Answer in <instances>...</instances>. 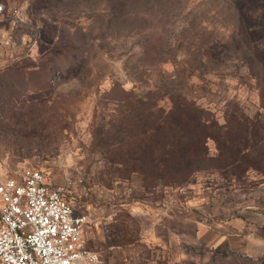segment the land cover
Returning <instances> with one entry per match:
<instances>
[{
	"label": "rangeland",
	"instance_id": "obj_1",
	"mask_svg": "<svg viewBox=\"0 0 264 264\" xmlns=\"http://www.w3.org/2000/svg\"><path fill=\"white\" fill-rule=\"evenodd\" d=\"M0 3L1 180L38 168L73 204L83 188L95 203L120 204L142 179L130 156L143 151L150 162L163 147V131L147 132L152 114L187 98L213 121L206 154L179 138L171 156L187 154L190 167L174 160L166 181L145 168V197L232 208L264 184V0Z\"/></svg>",
	"mask_w": 264,
	"mask_h": 264
},
{
	"label": "crops",
	"instance_id": "obj_2",
	"mask_svg": "<svg viewBox=\"0 0 264 264\" xmlns=\"http://www.w3.org/2000/svg\"><path fill=\"white\" fill-rule=\"evenodd\" d=\"M137 186L120 204L95 203L84 188L83 204H73L87 216L83 244L98 264H264V184L232 208L215 200L195 211L145 197L142 179Z\"/></svg>",
	"mask_w": 264,
	"mask_h": 264
},
{
	"label": "built area",
	"instance_id": "obj_3",
	"mask_svg": "<svg viewBox=\"0 0 264 264\" xmlns=\"http://www.w3.org/2000/svg\"><path fill=\"white\" fill-rule=\"evenodd\" d=\"M4 10L0 3V14ZM12 43L9 35L2 46ZM2 56L0 48V63ZM86 223L41 169L0 179V264H98V255L83 244Z\"/></svg>",
	"mask_w": 264,
	"mask_h": 264
},
{
	"label": "trees",
	"instance_id": "obj_4",
	"mask_svg": "<svg viewBox=\"0 0 264 264\" xmlns=\"http://www.w3.org/2000/svg\"><path fill=\"white\" fill-rule=\"evenodd\" d=\"M54 77H56V75ZM181 101L185 102L186 104H190V107L187 106V109L182 108L181 106L186 104L182 103ZM181 101L177 104L175 103V101H172L173 110L166 113L165 115H163L162 113L157 115L152 114V126L149 127V131L147 130V132H150L151 134H158L160 131H163L166 135V138L163 143V147H160L158 151L151 157L150 162L147 161V157L144 155L143 151L134 155L132 154L130 156L128 163V165H130V174L140 175L145 184H148V180L150 179L147 176V170L145 168L149 167L152 169L150 172L153 179L156 180L157 173L161 172L162 180L166 181L171 167L175 164L174 160L178 162V168H182L185 165L187 168L190 167L191 157H188L187 154H185V156H181L180 158H174L171 156V153L174 151L175 147L179 145V143H182L179 138L185 141L183 145L184 149L188 147L197 150L199 149V151L202 150V153L206 154L205 144L207 140L212 139V134L209 131V127L213 125V121L209 116L201 115L199 110H197L196 112V108L193 106V102L189 101L187 98L182 99ZM180 135H183V137ZM196 136L197 138H199V143H197L196 141ZM126 143V141L122 140L121 142H119V145L124 146L126 145ZM155 144L158 145L159 143H157L156 141ZM248 153L249 151L247 150L245 154ZM114 159L115 158H113V162L115 161L120 165L122 164L121 166H124V164L126 163L124 160H118L117 162ZM180 172L184 174L188 173V170L183 169L180 170ZM189 175L190 174L188 173L187 177ZM129 176H127L126 178H128Z\"/></svg>",
	"mask_w": 264,
	"mask_h": 264
}]
</instances>
